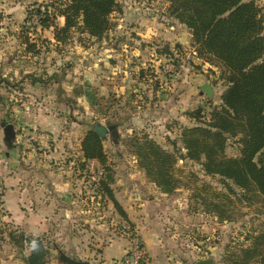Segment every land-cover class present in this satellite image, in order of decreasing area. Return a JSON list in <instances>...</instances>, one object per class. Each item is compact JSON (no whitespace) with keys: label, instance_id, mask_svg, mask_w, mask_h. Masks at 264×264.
Masks as SVG:
<instances>
[{"label":"rangeland","instance_id":"rangeland-1","mask_svg":"<svg viewBox=\"0 0 264 264\" xmlns=\"http://www.w3.org/2000/svg\"><path fill=\"white\" fill-rule=\"evenodd\" d=\"M33 1L42 7L48 0ZM244 1H254L264 18V0ZM27 2L0 0V129L4 132L3 121L18 123L13 108L53 122L46 126L51 130L21 128L18 134L30 140L31 151L49 155L47 169H57L64 179H73L74 188L79 190L70 192V201L74 199L83 211L79 212L82 220H74V226L68 218L63 226H48L44 237L25 234L0 221V264H27L31 251L25 247V239L33 238H37L38 247H44L48 264H65L61 252L91 264L105 263L103 250L109 236L121 234L102 202L114 203L106 196L102 199L97 191L102 175L97 181L90 179L91 160L86 170L80 166L84 160L82 140L99 122L111 127L103 145L112 174L110 185L127 213L123 217L141 235L142 224L129 218L117 194L122 191L124 200L137 211L144 208L138 207L140 202L134 203L139 194L145 201L159 196L164 209L157 212L159 218L151 228L154 235L162 232L172 239L170 252L179 254L177 258L186 264L193 258L228 264L225 258L230 246L248 243L252 234L264 231V204L259 196L252 197L251 204L236 193H229L227 198L221 194L228 193L222 176L207 174L201 162L181 156L187 153L182 141L184 128L209 121L214 107L222 105L227 87L223 66L210 64L198 55L191 30L172 14L170 0H118L111 15L115 25L101 39L75 33L59 49L49 38L50 30H40L33 20L31 26H25ZM26 37L37 42V53L28 52ZM123 45L128 46L127 52ZM135 46L143 50L136 52ZM184 59L187 65L181 71L178 64ZM54 74L56 78H52ZM4 78L9 84L1 82ZM205 82L214 87L212 97L200 88ZM88 85L96 105L76 93ZM34 134H45L44 141L33 138ZM145 136L177 156L172 169L176 188L171 192L163 191L152 180L135 154L133 137ZM3 137L10 145L17 134L7 138L4 133ZM240 147L230 138L226 155L239 156ZM92 160L98 171L103 170L97 160ZM229 183L241 194L240 187ZM251 189L258 193L253 185ZM74 230L84 235L80 241L71 240Z\"/></svg>","mask_w":264,"mask_h":264},{"label":"trees","instance_id":"trees-1","mask_svg":"<svg viewBox=\"0 0 264 264\" xmlns=\"http://www.w3.org/2000/svg\"><path fill=\"white\" fill-rule=\"evenodd\" d=\"M117 1L48 0L42 7L27 11L24 24L31 26L36 15L40 30H53L58 49L59 45L68 44L75 33L101 39L115 25L111 15ZM170 2L172 14L191 30L198 55L210 64L223 66L222 76L227 86L221 97L222 105L214 107L209 121L184 128L182 141L187 153L181 156L201 162L207 174L222 176L228 193L221 194L227 198L229 193H236L240 200L251 204L252 197L259 196L264 204V18L261 8L254 1L244 0ZM59 17L65 18L63 25L59 24ZM24 43L28 52L39 51L35 40L26 37ZM1 82L9 84L5 78ZM90 89L88 85L83 92L76 89V93L96 105ZM230 138L241 146L239 156L226 155ZM133 144L141 166L152 180L163 191H173L176 184L172 169L177 156L148 136L133 137ZM82 152L81 170H86L89 160L100 163L103 173L97 191L102 199L106 196L116 210L127 217L110 185L112 174L107 164L108 156L103 138L95 130H90L83 138ZM230 181L243 190L241 194L234 190ZM251 185L258 193L251 192ZM232 247H229L226 263L264 264V231L252 234L248 243ZM44 253V247L39 245L27 257V264H48Z\"/></svg>","mask_w":264,"mask_h":264},{"label":"crops","instance_id":"crops-1","mask_svg":"<svg viewBox=\"0 0 264 264\" xmlns=\"http://www.w3.org/2000/svg\"><path fill=\"white\" fill-rule=\"evenodd\" d=\"M58 20H60V25H63L65 22L64 17H59ZM143 22L144 24L147 23L146 20H143ZM119 26L122 25L119 24ZM135 28H137V25ZM141 29L139 30L141 31ZM47 30H50L52 34V37L49 38L52 42H55L53 30ZM145 32H147V35L149 34L148 29ZM126 47L128 48L127 45H123L122 50L127 52L128 49ZM135 49L136 52H141L142 48L135 46ZM139 63L141 64V60ZM56 77L57 75L52 78ZM13 109L15 111L14 116L18 120V123L14 124L17 134L16 141H13V144L10 143L9 145V141L3 137L4 132L3 130L1 131L2 128L0 129V221L24 231L25 234L43 237L48 226H52L53 224L63 226V222H67L68 218L72 226H74V220L77 222L82 220L79 218L81 209L74 199L70 201V192H75L76 189L79 190V187L75 189L72 183L73 179H64L63 175H60L61 171L57 172V169H47L49 155L31 151L30 140L23 138L20 133L18 134V130L22 129L23 131L26 129L38 130L42 127V129L51 130L46 126L48 123L52 124L53 122H49L45 116L31 117V111L24 115L20 109ZM166 109L169 110V106ZM70 110H73V106L70 107ZM25 135L27 134L25 133ZM37 135L34 134L33 138L44 141L45 138ZM118 194L117 197L127 210L129 218H132L138 224L141 223L143 226L141 235H139L146 250L147 264H186L182 258H177L179 254L170 252L172 250L171 246H173L172 239L162 236V232L159 236L153 234L152 228L159 218V213L157 212L164 209L162 198L158 196L145 201L139 194V197H135L134 203L140 202L138 207L144 208L137 211L130 205L129 200H124L122 191ZM68 211H71V215H68ZM143 212L149 214V218L145 217ZM141 215L143 216L141 217ZM73 217L77 218L74 219ZM87 220L90 223V220ZM76 226H79V224ZM78 232L74 230L70 234L71 240L80 241L83 238L84 235L81 234L83 235L81 236ZM109 238L108 244L103 250L104 264H111L113 260L123 258L127 253L129 244L128 239L123 236L119 237L113 234ZM10 239H12L11 236ZM193 259L194 261L188 263L193 264L201 258Z\"/></svg>","mask_w":264,"mask_h":264},{"label":"built area","instance_id":"built-area-1","mask_svg":"<svg viewBox=\"0 0 264 264\" xmlns=\"http://www.w3.org/2000/svg\"><path fill=\"white\" fill-rule=\"evenodd\" d=\"M25 1V0H24ZM27 8L28 11H34L37 8L36 3L33 0H27ZM33 22L35 24L39 23V18L35 15L33 17ZM39 25V24H38ZM194 53H196L194 51ZM187 60H182L178 66L179 70L183 71L186 68ZM37 136L44 138L45 134H38ZM36 136V137H37ZM90 162V179L97 181L100 175H102L103 171H98L93 160ZM102 205L106 207L108 211L111 212L113 216V225L119 229L121 236L126 237L128 239V249L126 255L117 260H113V264H147V254L144 248L143 241L137 231L132 224L125 219L121 214L116 211L115 205L108 201H103ZM25 247L27 250H34L38 247V240L37 238L33 239H25Z\"/></svg>","mask_w":264,"mask_h":264},{"label":"water","instance_id":"water-1","mask_svg":"<svg viewBox=\"0 0 264 264\" xmlns=\"http://www.w3.org/2000/svg\"><path fill=\"white\" fill-rule=\"evenodd\" d=\"M200 88L202 92L206 93V95H208L209 97H212L214 95V88L210 83L205 82L200 85ZM1 126H3L4 133L6 134L7 138L14 137L16 135L14 124L3 121L1 122ZM94 130L100 137L103 138L111 130V127H107L103 123L99 122L96 124ZM60 257L65 264H91L89 261L80 260L71 257L65 252H61ZM213 261L214 260L212 258H208V259L203 258L195 261L193 264H212Z\"/></svg>","mask_w":264,"mask_h":264}]
</instances>
